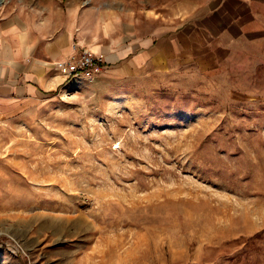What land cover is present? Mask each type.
<instances>
[{"label":"rangeland","instance_id":"obj_1","mask_svg":"<svg viewBox=\"0 0 264 264\" xmlns=\"http://www.w3.org/2000/svg\"><path fill=\"white\" fill-rule=\"evenodd\" d=\"M200 1L49 0L73 55L44 65L89 52L104 68L58 70L57 89L0 120V264H264V30L165 70L79 51L81 36L137 48Z\"/></svg>","mask_w":264,"mask_h":264},{"label":"crops","instance_id":"obj_2","mask_svg":"<svg viewBox=\"0 0 264 264\" xmlns=\"http://www.w3.org/2000/svg\"><path fill=\"white\" fill-rule=\"evenodd\" d=\"M24 4L13 0L0 6V120L14 119L21 109L33 106L42 91L57 89L65 76L44 62L53 65L73 55L74 33L68 31L66 23L62 24V19L67 20L62 5H50L49 0ZM194 13L166 33L159 30L151 36L138 37L137 48L96 44L101 38L90 44L81 36L79 51L95 48L102 56L116 53L128 59L135 70L147 66L165 70L178 59L208 65L224 47L264 30V0H202ZM53 14L58 21H50ZM80 17L84 27L100 25L103 20L86 12L79 13ZM2 164L0 161V220L7 209L1 205L6 197Z\"/></svg>","mask_w":264,"mask_h":264},{"label":"built area","instance_id":"obj_3","mask_svg":"<svg viewBox=\"0 0 264 264\" xmlns=\"http://www.w3.org/2000/svg\"><path fill=\"white\" fill-rule=\"evenodd\" d=\"M102 61V58L96 57L89 52H84L78 60L73 59L70 62L57 63V68L67 77L80 76L85 73L89 76L92 69L104 68ZM17 248L24 253V249L20 245Z\"/></svg>","mask_w":264,"mask_h":264},{"label":"bare ground","instance_id":"obj_4","mask_svg":"<svg viewBox=\"0 0 264 264\" xmlns=\"http://www.w3.org/2000/svg\"><path fill=\"white\" fill-rule=\"evenodd\" d=\"M91 51H93V50H91Z\"/></svg>","mask_w":264,"mask_h":264}]
</instances>
